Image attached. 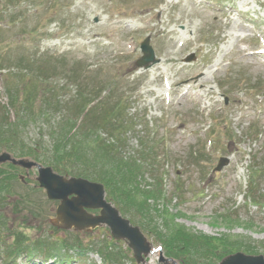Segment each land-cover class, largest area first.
Segmentation results:
<instances>
[{"label": "rangeland", "instance_id": "obj_1", "mask_svg": "<svg viewBox=\"0 0 264 264\" xmlns=\"http://www.w3.org/2000/svg\"><path fill=\"white\" fill-rule=\"evenodd\" d=\"M145 38L158 63L141 70L134 63ZM261 50L264 0H0V109L7 107L0 124L17 128L3 138H9L7 144L0 137V155L50 168L46 165L55 162L43 165L22 155L36 150L52 156L50 137L62 125L73 128L71 104L77 100L72 99L83 87L81 81L72 83V72H88L86 66L98 64L91 78L99 89L107 94L117 85L127 96L132 130L124 136L122 156L132 159L141 147L153 146V171L144 164V175L134 182L159 186L164 194L148 201L149 219L124 216L110 202L152 249L163 244L162 252L149 254L142 264H182L181 257L186 264H218L222 256L238 252L264 257ZM190 56L193 61L186 63ZM44 59L47 65L36 69ZM41 77L47 78L43 94L37 92ZM53 87L58 96L51 97ZM88 110L71 135L96 129V121L81 125ZM250 129L260 134L249 135ZM12 135L14 147L6 148L13 145ZM220 158H227L228 166L212 173ZM255 165L256 197L250 202L244 195ZM37 175L36 168L0 164V186L7 187L0 191V264L20 232L30 247L39 243L47 254L21 255L17 264H40L44 257L69 264H137L126 242L114 241L106 226L55 229L51 221L58 202L35 188ZM196 238L207 243L199 245Z\"/></svg>", "mask_w": 264, "mask_h": 264}, {"label": "trees", "instance_id": "obj_2", "mask_svg": "<svg viewBox=\"0 0 264 264\" xmlns=\"http://www.w3.org/2000/svg\"><path fill=\"white\" fill-rule=\"evenodd\" d=\"M1 63L2 59L0 57V68ZM47 63L48 61H46V59L39 61L36 69H43ZM0 70H3V68ZM74 73L72 72V76L74 77L72 78V80H74L73 82L76 83L79 81V79H81L83 87L77 91L76 95L72 99V101L77 100L76 103L72 102L71 104L73 106L72 113L75 114L73 118H70V120L73 122V128L69 129L66 127V125H62L58 129V133H55L56 137L54 135L50 137L54 141V144L51 146V157H45L36 150H30L29 153L27 152V154H23L22 156L33 157L36 161L43 165L46 163H52L53 161L55 163H53V165L51 164L52 166H46L52 167L56 173L62 176L81 178L92 177L97 183H100L104 186L107 198H109L107 200L112 202L116 207L120 206L118 209H120V212L124 216L130 215L134 218L136 215H141L143 218L146 219L147 217L149 219L152 215V210L147 207V205H149L148 201L155 200L164 194L161 192V187L158 190L159 186L149 189L148 186L151 187V185L143 186L140 185V183L134 181L139 179V176L144 175V164H146L147 167L153 171L151 160L152 146H147L143 149L141 147L140 156L138 155L132 159L129 158V156L123 157L122 151L125 143L124 136L130 132L131 129V125L127 121L129 119L127 118L128 108L125 102L126 99L117 89H112L106 95L103 92L104 90L97 92L95 91L96 86H93L94 79L85 84L84 81L90 77H83L82 74L77 71ZM44 82H47V78L43 79L41 77L38 82L40 83V86L37 91L41 94H43L42 86ZM55 95L58 96V90L53 87V91H51V97H55ZM10 97L11 100H14L13 96ZM97 98L99 99L97 100ZM52 100L54 101L53 98ZM12 102L13 101H11V104ZM94 102L97 103L90 107V105ZM20 103L24 105V102L21 101ZM6 109L7 107L0 109V115H6ZM85 110H88L87 115L89 117L85 116L81 125H83V123H89L90 121H96L98 122L94 124L96 129H91L90 127L87 129L85 128L80 132L82 135L80 137H78L79 132L71 135L72 129L76 128L77 126L76 123L78 117H80ZM22 111L25 110L23 109ZM7 125L8 124L6 122L0 124V137L2 143L9 141V138L3 139L7 137L6 135H11V133L14 135L16 134L15 132H17V128L14 125H11L13 128L6 129L5 126ZM89 129L91 130L88 131ZM250 131L253 134L249 135L257 136L260 134L256 133L252 129H250ZM101 134H105L106 137L104 136L105 138H100ZM13 135L11 136L13 145L10 146V142L5 146L6 148L14 147L15 140ZM231 139L232 138L229 136V140ZM144 145L146 146V144ZM23 152L24 151L21 150V153ZM257 168L258 166H252V168H250L251 170L249 169V180L247 184V192L249 195L247 196V199H249L250 202H252L253 198L256 197L254 188L256 184L255 178ZM131 173L134 175H131ZM125 178H131L130 182H125ZM6 188L7 187L2 185L0 186V191L5 192ZM125 201H128L129 205L133 206L129 207L128 205V208L123 206L121 207V204H124ZM2 227L5 228V225H2ZM15 237L16 240L13 243V246L7 252H5L4 264H16V260L19 259L21 255L24 256L25 254L28 257H34L36 253L47 254L44 252L42 246H40L41 244L39 243L33 244V247H30L29 243L27 242V237L22 232H20V234H16ZM196 240L199 245L207 243L202 238H196ZM160 244L163 245L162 243ZM43 245L47 246L45 243ZM214 249H216V246L212 243L211 250ZM210 258L217 259L218 256L215 255L214 257V254H211ZM221 258L223 259L225 256H222ZM177 259L182 264H186L184 261L186 257Z\"/></svg>", "mask_w": 264, "mask_h": 264}, {"label": "water", "instance_id": "obj_3", "mask_svg": "<svg viewBox=\"0 0 264 264\" xmlns=\"http://www.w3.org/2000/svg\"><path fill=\"white\" fill-rule=\"evenodd\" d=\"M141 51L144 56L136 65L147 68L148 63L154 62L152 50L148 46V39L141 44ZM5 162L25 170L36 168L38 188L44 191L48 200L58 202L56 216L51 221L54 227L81 232L106 226L114 240L126 242L137 264H142L145 258L153 253L151 244L140 229L132 226L114 206L105 200L103 185L83 178L68 179L59 176L49 167L43 168L34 162L16 159L7 153H2L0 164ZM227 163L226 159H221L215 171H219ZM87 210H96L99 213L95 216L89 214ZM161 261L167 263L169 260L161 259ZM172 264L176 263L172 262ZM218 264H264V257L239 252L223 258Z\"/></svg>", "mask_w": 264, "mask_h": 264}, {"label": "bare ground", "instance_id": "obj_4", "mask_svg": "<svg viewBox=\"0 0 264 264\" xmlns=\"http://www.w3.org/2000/svg\"><path fill=\"white\" fill-rule=\"evenodd\" d=\"M247 4V1L246 2H244L242 5H246Z\"/></svg>", "mask_w": 264, "mask_h": 264}]
</instances>
